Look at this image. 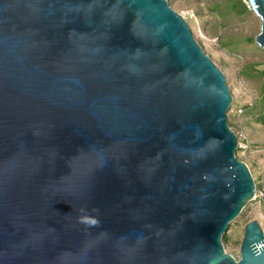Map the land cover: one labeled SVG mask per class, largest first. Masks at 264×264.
<instances>
[{
    "label": "water",
    "instance_id": "water-1",
    "mask_svg": "<svg viewBox=\"0 0 264 264\" xmlns=\"http://www.w3.org/2000/svg\"><path fill=\"white\" fill-rule=\"evenodd\" d=\"M231 103L167 0H0V264H264Z\"/></svg>",
    "mask_w": 264,
    "mask_h": 264
},
{
    "label": "rangeland",
    "instance_id": "rangeland-1",
    "mask_svg": "<svg viewBox=\"0 0 264 264\" xmlns=\"http://www.w3.org/2000/svg\"><path fill=\"white\" fill-rule=\"evenodd\" d=\"M182 14L196 41L224 73L232 95L227 113L238 135L236 156L247 163L260 196L250 201L222 236L226 252L238 258L244 226L256 220L264 232V49L255 42L259 17L243 0H167ZM264 111V110H263Z\"/></svg>",
    "mask_w": 264,
    "mask_h": 264
},
{
    "label": "trees",
    "instance_id": "trees-1",
    "mask_svg": "<svg viewBox=\"0 0 264 264\" xmlns=\"http://www.w3.org/2000/svg\"><path fill=\"white\" fill-rule=\"evenodd\" d=\"M263 110L264 109L261 108L260 113H259V116H258L259 121H261L262 124H264V111Z\"/></svg>",
    "mask_w": 264,
    "mask_h": 264
},
{
    "label": "built area",
    "instance_id": "built-area-1",
    "mask_svg": "<svg viewBox=\"0 0 264 264\" xmlns=\"http://www.w3.org/2000/svg\"><path fill=\"white\" fill-rule=\"evenodd\" d=\"M182 15V14H181ZM183 16V15H182ZM184 17V16H183ZM185 18V17H184ZM237 135V134H236ZM238 136V135H237ZM238 146H239V142H238ZM260 193V196H263V192H259ZM259 195H258V190H256V192H255V195H254V199H256V198H259L260 197Z\"/></svg>",
    "mask_w": 264,
    "mask_h": 264
}]
</instances>
